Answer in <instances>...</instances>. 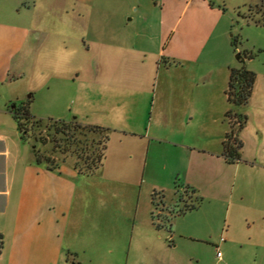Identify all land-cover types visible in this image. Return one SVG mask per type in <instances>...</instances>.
Masks as SVG:
<instances>
[{"label":"crops","instance_id":"crops-1","mask_svg":"<svg viewBox=\"0 0 264 264\" xmlns=\"http://www.w3.org/2000/svg\"><path fill=\"white\" fill-rule=\"evenodd\" d=\"M119 1L0 0V264H159L160 239L180 223L156 226L153 193L175 205L165 190L170 180L176 190L177 179L202 203L228 205L217 252L230 242L231 259L239 220L250 232L249 260L263 264L264 73L238 111L247 116L237 134L243 147L231 161L227 89L236 67L202 57L186 36L168 39L173 6L164 0L160 8L157 0ZM133 9L128 26L120 18ZM15 83L55 87V102L65 105L59 119L110 128L103 166L85 174L70 157L52 168L38 163L12 111ZM171 145L183 153L173 166Z\"/></svg>","mask_w":264,"mask_h":264},{"label":"rangeland","instance_id":"rangeland-1","mask_svg":"<svg viewBox=\"0 0 264 264\" xmlns=\"http://www.w3.org/2000/svg\"><path fill=\"white\" fill-rule=\"evenodd\" d=\"M117 1L119 3H115V5H122L121 1ZM164 1L166 5L173 6L170 31L167 34L168 39L173 38L174 40L186 36L187 41L193 42L194 50L198 49L202 57L206 55V57H211L215 60L229 61L236 68L246 66V68L253 70L255 73H264V0H195L194 2L192 0H181L179 4H176L174 0ZM97 2L100 3V0H97ZM161 2L162 0H157L158 8H160ZM174 4L178 7L176 10V5ZM136 12L133 9L126 17H121V21L128 26H134L137 20L131 18ZM112 17L113 20L109 19V23L114 24L115 17ZM180 21L181 24L178 26ZM176 26L178 27L175 32L174 27ZM199 43L201 45L204 44L202 49ZM239 52L245 58V62H241L237 58ZM10 88L12 93L18 96L13 100V103L15 105L25 104L29 108L30 113L37 118L43 120H48L49 118L59 119L56 115L64 111L65 105L55 102V87L52 90L44 88L27 91L19 86L18 83H15ZM232 107L236 111H244L245 109L243 105L242 108L234 105ZM51 128H49L48 123L43 124L38 127L37 133L47 136L48 140H50L54 133V128ZM28 140L31 144H37V148L42 150L44 158L49 156L51 164L55 167L59 162L69 157V161H77V156L74 152L75 147L63 153L60 150H55V144L52 141H48L45 144L38 142L32 133ZM171 146L172 151L169 154V161L170 165L173 166L176 162H182L183 153L180 152V147ZM183 163L185 162L183 161ZM191 163L194 166L197 165L195 160ZM203 172L204 174L206 173L205 171ZM192 173L198 176V181L203 184L207 183L203 174L198 175L194 171ZM151 179L159 180L162 183L167 182L164 176L160 179L157 175L156 178L151 177ZM209 179L207 178V181ZM170 184H172L173 190L167 189L168 192L165 190V193L166 195L168 194L167 199L170 203H176L177 193L174 188V181L170 180ZM214 203L213 200L207 199L205 203L201 202L197 208L188 210L186 213L175 217L174 222L176 219L179 220L180 232L175 229H173L172 233L162 230V232H166L164 234L166 239H160L162 260L159 264H256L253 263V258L249 260V256L254 253L251 252V243L248 240V233L250 232L246 230V224L239 220L237 228L239 226L241 228L238 229L239 232L234 236L235 242H232L234 247H236L235 252L229 259L228 247H232V244L223 242L222 244L224 245L221 244L220 250L224 254V257H222L224 261L223 263L217 262V251L214 243L219 242L225 236L223 224L228 205H217ZM176 242L179 244L177 245ZM258 249L259 252L263 251V247ZM258 256L260 257V253Z\"/></svg>","mask_w":264,"mask_h":264},{"label":"trees","instance_id":"trees-1","mask_svg":"<svg viewBox=\"0 0 264 264\" xmlns=\"http://www.w3.org/2000/svg\"><path fill=\"white\" fill-rule=\"evenodd\" d=\"M256 77V73L246 66L232 68L227 89L229 102L235 107L245 105L252 95ZM12 111L23 139L28 140L32 133L38 142L45 144L52 141L55 144V150H60L63 153L75 147L74 152L77 156L75 167L81 173L93 174L103 166L110 140V128L96 124H85L80 122L77 117L68 120L53 118L43 120L31 114L25 104L15 106ZM226 116L232 118L234 122L226 139V156L231 161L240 160L243 143L237 134L244 127L247 116L233 109L228 110ZM47 123L49 128H54L50 140L47 136L37 133L38 127ZM32 146L37 162H45L52 168L54 165L51 164L50 157L44 158V154L40 148H37V144L33 143ZM175 187L177 202L171 207L166 204L165 195L162 191L155 190L153 193L155 206L153 218L158 228L168 227L171 229L175 217L197 208L202 201L193 186L181 183L177 179ZM3 247L4 237L0 234V255Z\"/></svg>","mask_w":264,"mask_h":264},{"label":"water","instance_id":"water-1","mask_svg":"<svg viewBox=\"0 0 264 264\" xmlns=\"http://www.w3.org/2000/svg\"><path fill=\"white\" fill-rule=\"evenodd\" d=\"M237 58L241 61V62H245V58L242 56V54L239 52L237 54Z\"/></svg>","mask_w":264,"mask_h":264},{"label":"built area","instance_id":"built-area-1","mask_svg":"<svg viewBox=\"0 0 264 264\" xmlns=\"http://www.w3.org/2000/svg\"><path fill=\"white\" fill-rule=\"evenodd\" d=\"M217 255H218V256H221V255H222V252L219 250V251L217 252Z\"/></svg>","mask_w":264,"mask_h":264}]
</instances>
